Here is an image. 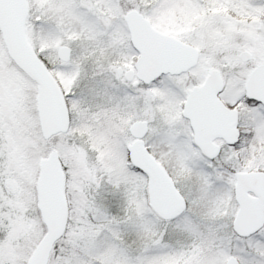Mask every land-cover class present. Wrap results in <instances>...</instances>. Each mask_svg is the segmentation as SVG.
I'll return each mask as SVG.
<instances>
[{"label":"snow or ice","instance_id":"snow-or-ice-1","mask_svg":"<svg viewBox=\"0 0 264 264\" xmlns=\"http://www.w3.org/2000/svg\"><path fill=\"white\" fill-rule=\"evenodd\" d=\"M0 264H264V0H0Z\"/></svg>","mask_w":264,"mask_h":264}]
</instances>
